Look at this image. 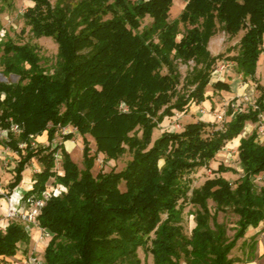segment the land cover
<instances>
[{"label": "trees", "instance_id": "trees-1", "mask_svg": "<svg viewBox=\"0 0 264 264\" xmlns=\"http://www.w3.org/2000/svg\"><path fill=\"white\" fill-rule=\"evenodd\" d=\"M24 1L30 4L22 15L25 26L34 38L54 41L56 63L50 72L35 46L8 38L0 43L2 73L18 78L14 84L0 83V127L10 122L22 127L5 144L19 157L9 191L19 186L32 159L41 168L24 200L39 199L51 179L65 188L37 217L50 236L44 264H142L139 249L152 256L153 264H237L230 256L237 242L264 221V139L259 141L255 130L240 138L242 175L234 185L221 176L233 172L222 164L218 176L190 196L184 177L207 167L247 123L261 120L264 81L257 86L254 107L234 111L228 105L230 120L220 129L197 121L181 132L164 131L154 140L152 135L165 118L203 103L208 86L230 92L226 82L212 80L223 56L209 51L218 31L229 38L242 33L229 60L241 78L254 79L264 47V0H183L173 21L168 20L173 0ZM145 18L150 23L142 26ZM179 63H192L180 89ZM68 126L82 138V169L62 145L51 147L57 131ZM43 133L48 144L32 148L29 137ZM86 136L94 142V155ZM71 138L69 133L64 139ZM19 143L26 144L23 151ZM58 152L59 174L54 171ZM126 152L131 160L123 170L93 176L98 154L114 161ZM259 175L263 186L257 192ZM182 201L196 208L190 236L181 224ZM228 210L237 217L232 237L218 222V214ZM29 241L24 226L10 222L0 232V262Z\"/></svg>", "mask_w": 264, "mask_h": 264}, {"label": "rangeland", "instance_id": "rangeland-1", "mask_svg": "<svg viewBox=\"0 0 264 264\" xmlns=\"http://www.w3.org/2000/svg\"><path fill=\"white\" fill-rule=\"evenodd\" d=\"M50 4H54L56 0H48ZM185 5L183 0H173L172 6L169 11L168 20L173 21L177 19L182 9ZM30 6L24 0H13L10 4H3L0 2V8L2 9V13L0 15V32L4 31V35H0V43L5 41V39L12 40L15 44H30L36 47L38 51V55L41 59V65L48 69V71L52 72L53 67L56 63V54H57V45L54 41L50 38H34L30 32L29 28L25 26L22 15L26 11V9ZM150 19L145 18L142 21V26L149 25ZM242 33L238 34L234 38H229L224 33L218 31L216 35L211 39L209 44V51L212 55H223L222 58L218 61L215 69L216 73L213 75L212 80L217 78H224V81L227 80H234L232 85V90L230 94H213L212 96H208L207 94L210 92L211 87L208 86L206 88L205 96L209 99L214 97L215 98V105L210 111H204L203 114H190V107L187 109L185 113H183L180 117H175V114L171 118H165L163 122L159 125L158 129L153 132L152 140L157 138L162 132H181L185 125L188 123H193L197 121H202L204 123H209L216 127V129L222 128V126L230 120V117L226 115V110L228 105H231L234 109L244 111L251 107H254V101L259 95L257 90V86L261 85L264 81V55L263 57L258 60L257 68H256V75L253 80L247 78H241L240 75L236 73L235 64L230 61L229 59L233 57L237 52V42L239 37ZM179 39V37L177 38ZM264 52V47H263ZM1 56V50H0ZM192 67V63L187 65L184 64H177V71L180 75L179 81L180 86L178 89L181 88V85L184 83L185 76L188 74ZM228 72L232 74L230 77L227 76ZM162 74L165 73V70H162ZM223 73V76L221 75ZM219 75V76H218ZM18 81V78L13 75L5 76L2 73V67L0 66V83L6 84H14ZM245 97L248 99L247 101L244 100ZM211 115V121L207 119L208 116ZM221 117L220 119L218 117ZM210 117V116H209ZM175 121H173V119ZM178 126L179 128H174ZM260 128L264 130V119L261 120L257 124L247 123L242 134L239 135L238 141L240 138L247 137L250 135L252 131H257ZM209 131V129H207ZM211 130V129H210ZM65 132L63 134L62 132ZM69 133H72V138L69 140H65L64 138ZM45 134V133H43ZM42 134V135H43ZM41 135V136H42ZM46 135V134H45ZM39 136V137H41ZM37 137L33 136L34 142ZM86 140L89 143L90 147V154L94 155L95 152V145L93 140L86 136ZM39 143L35 142L36 145H47V140L41 138L38 140ZM263 141V139L261 140ZM43 143V144H41ZM55 145H62V147L68 152L70 159L77 165L79 169H82V138L76 132V129L68 126L65 127V130H58L55 138L51 144V147ZM238 146V144H237ZM237 146L231 145V143H227L224 148L219 151L213 160L208 163L207 167L199 168L194 170L193 172L185 175L184 179L190 186V191L188 196H190V192L193 189L199 188L207 179H211L217 177L218 174L216 173L217 167L219 164L224 165L233 170V172H227L221 174L222 177L227 179L232 185H234L238 179L241 177L242 173L239 167V161L237 157ZM58 158L55 161V168L58 174L61 173V154L60 152L57 153ZM11 158V157H10ZM6 152V150L0 151V190L3 192H10L8 185L13 180L14 172L13 169L16 166L19 157L17 156L16 160H11ZM131 160V155L126 152L124 155L119 157L117 160L107 161L104 159L102 154H98L94 161V166L92 169L93 176H96L98 173H107L110 171L119 172L123 170L126 166L127 162ZM32 163L34 165H38L40 168V164L35 160L28 164V168H31ZM263 176L259 175L254 180L255 190H258L263 186ZM50 186L55 187L53 180H49L47 184V188ZM120 190L124 191L123 183L120 185ZM16 192H19L17 188ZM182 207V227L184 234L190 236L192 229L195 227L194 222V213L196 208L192 206L187 201H182L180 203ZM209 205H212L209 202ZM164 218V217H163ZM237 217L231 212L226 211L225 213L218 214V222L223 223L227 228V235L228 237H232L234 234L235 222ZM20 223L19 221H16ZM41 236V235H40ZM50 240L49 237L42 236V239H39L38 245L35 248L28 249V251H32L35 256L43 257L44 249L47 243ZM261 241V245L264 248V221L258 226V231H248L244 237V239L239 240L235 249L231 252V257L238 260L237 264H246L247 261H252L256 257L258 243ZM20 246H24V244H20ZM138 256L141 260L142 264H153L152 256L145 251L144 249L138 250ZM0 264H3L0 262Z\"/></svg>", "mask_w": 264, "mask_h": 264}, {"label": "built area", "instance_id": "built-area-1", "mask_svg": "<svg viewBox=\"0 0 264 264\" xmlns=\"http://www.w3.org/2000/svg\"><path fill=\"white\" fill-rule=\"evenodd\" d=\"M4 31L0 32V35L3 34ZM244 100H248L246 97ZM195 105L194 103H192ZM120 109L123 112H126V106L121 104ZM199 114H203L204 110L199 109L197 110ZM236 111V110H235ZM240 111V110H237ZM181 113H175V116L173 117H180ZM172 118V119H173ZM221 118L220 116L218 117ZM264 119V116L261 117ZM173 119V121H175ZM174 128H179L178 126H175ZM74 129V128H73ZM60 130H65V128H61ZM66 132V131H65ZM63 131L62 133L65 134ZM22 133V127L16 123L10 122L9 126L7 128H1L0 127V151L6 150V152H12L16 156H18L17 152H14L10 150L7 146H5L6 143L11 141V137H18ZM258 134V140L261 141L264 139V130L260 128L257 130ZM31 142V147L35 148L37 145L34 142L33 136L29 137ZM26 148L25 143H19L18 149L23 151ZM58 155H55V161L57 160ZM28 192V191H27ZM62 192H65V188L62 186H50V188H47L40 196L39 199L34 198H28L24 200V193L16 192V189H13L10 192H3L0 190V232H4L7 226L12 221H19L27 231L28 235L30 234L31 230L33 228H36L40 231V239H42V236L49 237V234L45 232L43 229H41L38 226L37 217L40 213L41 208L45 205V203L51 198V197H57ZM3 264H44V261L41 257L35 256V254L32 251H28L26 253H18L13 257L10 258L4 262Z\"/></svg>", "mask_w": 264, "mask_h": 264}, {"label": "crops", "instance_id": "crops-1", "mask_svg": "<svg viewBox=\"0 0 264 264\" xmlns=\"http://www.w3.org/2000/svg\"><path fill=\"white\" fill-rule=\"evenodd\" d=\"M264 55V52L261 54V57L260 59L263 57ZM228 75L227 76H231L232 74H230V72L227 73ZM223 76V73L221 74ZM219 76V75H218ZM215 80H221L223 82H226L229 87H230V91L232 90V85L231 83L234 81V80H227V81H224L225 79L224 78H217ZM223 94V93H226V94H230V92H224V91H221V92H218V91H213L212 89L210 90V92H208L207 94H210L208 96H212L213 94ZM215 98L212 97V98H207L203 103H200V104H197V105H193L191 104V107H190V114H199L197 110L199 109H203L204 111H210V109H212L215 105ZM208 116V120L210 118V121H207V122H212L211 121V115H207ZM210 116V117H209ZM41 138H44L46 140V135L43 134L41 137H37L35 142L39 143V139ZM240 140V139H239ZM43 144V143H41ZM238 144H239V141H238ZM9 158L11 160H16L17 159V156L12 153V152H8L7 153ZM40 171V167L36 164L34 165L32 163L31 165V168H28V166L25 168V170L23 171V174H22V181L21 183L19 184V186L17 187L18 191L20 193H24V192H27L29 190L32 189V185H33V174L34 173H37ZM248 231H253V232H257L258 231V228L256 229H249ZM30 236V241L28 243V245H24L23 247L19 245V251L18 253H24V250L26 249V251L28 252V249H32V248H35L38 244V241L40 239V231L36 228H33L29 234ZM261 241H259L258 243V247H257V252H256V257L249 263H246V264H264V248L262 247L261 245Z\"/></svg>", "mask_w": 264, "mask_h": 264}, {"label": "bare ground", "instance_id": "bare-ground-1", "mask_svg": "<svg viewBox=\"0 0 264 264\" xmlns=\"http://www.w3.org/2000/svg\"><path fill=\"white\" fill-rule=\"evenodd\" d=\"M230 143H231V145L233 144V145L237 146V144H238V138H235Z\"/></svg>", "mask_w": 264, "mask_h": 264}]
</instances>
